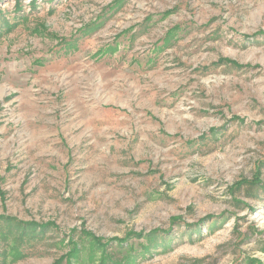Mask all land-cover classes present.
Masks as SVG:
<instances>
[{
  "label": "rangeland",
  "instance_id": "obj_1",
  "mask_svg": "<svg viewBox=\"0 0 264 264\" xmlns=\"http://www.w3.org/2000/svg\"><path fill=\"white\" fill-rule=\"evenodd\" d=\"M0 10V264H264V0Z\"/></svg>",
  "mask_w": 264,
  "mask_h": 264
},
{
  "label": "trees",
  "instance_id": "obj_2",
  "mask_svg": "<svg viewBox=\"0 0 264 264\" xmlns=\"http://www.w3.org/2000/svg\"><path fill=\"white\" fill-rule=\"evenodd\" d=\"M1 11V10H0ZM4 28L7 32L12 31L17 24L15 22H10L9 20H4ZM2 33L0 29V34ZM235 64V63H234ZM259 183V182H258ZM2 218H0L1 220ZM16 227V230H18L19 233H17L16 237V243L14 246L11 248L12 255L14 259H18L20 257L24 256L23 251L20 250V245L23 244V242L29 241L33 239L34 237L39 236L38 233L39 231L36 229L37 227H40L39 225H35L33 223H28V222H21V221H16V223L13 224ZM14 232V231H12ZM15 234V233H14ZM87 236V233H85ZM5 236V234H2ZM92 236V235H91ZM6 237V236H5ZM161 238H166V237H161ZM159 239V238H158ZM157 236L150 235V247H146V249H152L157 246H164V243L158 242ZM117 241H121L120 239H115ZM124 241V240H122ZM110 242V241H109ZM109 242H102L101 239H98V237H93L89 240V249L87 250V257L91 261L93 258L96 256L97 249H100L101 255H100V261L99 264H125L121 259H115L110 251H108L107 247L109 246ZM80 250L81 248L78 246H75L73 249H71L65 256L59 260L67 259L69 258L70 260L68 261V264H74L72 262L73 258H79L80 257ZM132 255L128 256L127 259L125 258L124 260L127 262L126 264H130L131 262ZM79 263V262H78Z\"/></svg>",
  "mask_w": 264,
  "mask_h": 264
}]
</instances>
